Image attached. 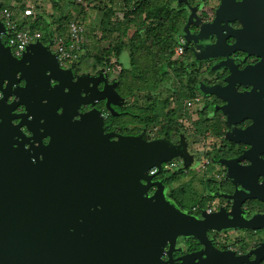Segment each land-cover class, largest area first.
I'll use <instances>...</instances> for the list:
<instances>
[{"label":"water","instance_id":"1","mask_svg":"<svg viewBox=\"0 0 264 264\" xmlns=\"http://www.w3.org/2000/svg\"><path fill=\"white\" fill-rule=\"evenodd\" d=\"M188 10L181 31L186 40L188 27L198 25L196 8ZM235 21L241 28L231 32L227 27L225 33L235 40L233 51L260 61L242 71L222 62L217 69L230 72L226 85L200 90L224 101L218 109L228 127L248 118L245 102L258 99L263 117L252 118L261 126L264 0H221L213 23L202 25L198 38L212 35L214 25L225 29ZM4 33L0 21V264H154L180 236L202 241L208 230L264 228V216L245 219L240 208L246 200L264 202V171L233 170L244 154L218 160L233 188L225 196L230 211L201 210L198 218L180 211L166 199L162 181L153 179L164 174L162 164L181 159L188 168L190 158L168 139L148 140L145 131L136 136L106 131L105 113L116 116L113 106H120L117 81L101 73L75 75L76 64L61 68L50 43H31L16 58L1 40ZM221 46L217 42L202 50L200 59L220 56ZM248 75L255 78L249 82L252 90L239 94L235 85H244ZM95 101H105V113L96 108L78 112ZM245 136L246 131L231 129L224 139L248 144ZM153 167L156 173L149 175Z\"/></svg>","mask_w":264,"mask_h":264},{"label":"flooded vegetation","instance_id":"2","mask_svg":"<svg viewBox=\"0 0 264 264\" xmlns=\"http://www.w3.org/2000/svg\"><path fill=\"white\" fill-rule=\"evenodd\" d=\"M186 1V6L180 3L184 5L186 9V20L190 14V10L188 9L195 7L198 25L191 24L188 27V39L186 40L181 37L179 40V45L177 47L181 48V53L178 55L174 53L173 57L174 60L178 62L179 77H174V75L166 77L160 89L161 93L159 96L163 114L166 115L164 122L166 124L170 118L173 119L172 124L174 125L171 127L175 129L169 130L170 126H167L165 130L163 129L162 136L160 137L158 136V127H152L151 125H146L141 122L140 115L138 114L139 107L137 102L139 93L133 92V96L127 101L126 98L121 95L119 82L117 77H115L114 79L117 81L115 90L119 94L121 100L118 101L120 106H113L117 115L112 117L115 118L116 123L115 128L109 131H115L118 134L126 136H136L141 134L142 131H145V136L148 140L158 138L168 139L174 145H180V148L184 149L185 155L189 157L191 161V165L188 168L198 161L200 156H206V164H212V166L217 167L215 171L218 173L212 179L208 177L202 182L201 177L198 181L200 188H202L204 206L194 205L191 208L185 207L184 201L171 198L168 185L162 182L166 188V199L168 197L169 199L167 200L180 211L198 218L201 210H207L209 213H213L218 211L220 207H224L226 212L230 211L231 201L225 196L232 194L233 188L227 182L225 177L226 170L218 163V160H232L244 154L245 158L240 159L238 164L233 166L234 172L264 171V122H262L261 126L255 125L253 118L263 117L261 113V107L263 105H259L258 99L254 100L250 98V100L245 102L244 106L248 118L243 119L236 125L228 127L225 123V117L218 109L225 104L224 101L213 95L204 96L201 92V86L224 87L226 85L225 78L229 76L230 72L226 67L217 69V66L222 62L227 61L238 71H242L245 68L246 70L252 68L260 61V58L248 55L244 52L233 51L232 46L235 40L226 37L225 33H227V27L230 28L231 32H235L241 28V25L236 21L229 22L225 26V29L221 24L214 25L212 26V35L208 36L207 39L198 38L200 27L202 25H208L209 27V25L213 23L215 11L220 5L221 0ZM234 1L240 2L241 0ZM217 42L218 44H222L217 50L222 56L220 55L206 60L200 59L201 51L213 47ZM98 73H101L109 79L113 78L112 74L106 72L98 62H94V64L91 63V65L87 64V66L82 64L76 65V70L74 71L75 75L97 76ZM254 79L253 76L248 75V77L245 78V84L235 85V90L239 94L250 93L252 85H250L249 82ZM54 84V82L51 83L52 86ZM18 86L23 87L24 82L20 81ZM101 86L102 85H99V88H101ZM191 91L197 95L191 98L194 100L197 99V102H194L192 107H185V100H174L178 98V95H175L179 92ZM260 100L264 101V97L262 96ZM167 101H170L169 105ZM146 107L148 108L149 106ZM91 108L105 111V101H95L93 107L89 105L81 106L78 112L84 113ZM173 108L177 110L175 116L169 115V111L173 110ZM20 111L21 108H19L17 112ZM186 111L191 112L189 117L186 116L188 115ZM108 115L110 114L106 112V117ZM122 117L126 118V120ZM200 120L202 121L200 122ZM231 129L246 131L245 141L248 144H234L226 141L224 135ZM24 132L26 135H29L25 130ZM201 134H203L204 137ZM214 137L218 140L217 145L212 143L211 146H205L204 140H212ZM200 139H202L201 142ZM44 142L46 143L47 140ZM175 161L177 171L181 169V167L183 168L181 159H175ZM188 161L189 159L187 158V162ZM188 168H183L184 170L182 172H188ZM204 177L206 178V176ZM189 178L190 176L187 178L183 176L179 182L185 179L188 181ZM153 180L160 179L158 176H155ZM177 183H174L171 188L174 189ZM258 183H263L262 177L258 178ZM180 185L183 186L184 184ZM240 208L245 219H250L254 215L264 216V202L246 200L241 204ZM263 244L264 228L256 230L228 229L219 232L208 230L206 232V237L202 241L195 237H178L169 250V244L164 247L158 262L154 264H264ZM260 247L262 249L255 253V250Z\"/></svg>","mask_w":264,"mask_h":264},{"label":"trees","instance_id":"3","mask_svg":"<svg viewBox=\"0 0 264 264\" xmlns=\"http://www.w3.org/2000/svg\"><path fill=\"white\" fill-rule=\"evenodd\" d=\"M12 1L16 2V6H10ZM20 1L0 0V9H11L14 13L13 18L19 19L18 27L29 31H39L42 34L40 41L43 44L50 43L53 36L65 37L70 21H76L79 25L86 27L83 18L91 10L99 12L97 31L100 33L99 38L107 41L108 44L100 56L93 54L88 57L89 44L86 38L76 65L82 64L87 58H92L93 61L90 63L98 62L106 68L111 65L112 61H115L121 67L117 76L121 95L129 101L133 92L143 94L145 103L143 106L138 103L141 122L158 127L160 137L167 126H170L169 130L175 129L171 127L174 125L172 124L173 119L170 118L166 124L164 122L166 115L163 114L159 96L166 77L170 75L179 77L178 62L173 57L174 49L181 39V28L186 20L187 12L184 5H177V0H124L121 6H117L114 0H83L78 4L76 0H72V3L79 6V11L74 15L72 12L68 14L62 11L60 6L62 0H60L54 3L55 13L53 14L43 15L36 10L32 17H23L24 3L19 4ZM16 7H19L18 12ZM130 31H132L131 34ZM122 51L129 54L128 69L123 67L119 61V54ZM177 95L178 98H175V101H186L197 96L192 91L179 92L175 96ZM167 104L169 105L170 101H167ZM103 112L105 113L104 110ZM169 112V115L175 116L177 110L173 108ZM105 121L107 131L115 128L114 117L108 115ZM182 171L179 169L171 172L170 176H167L168 172H164L163 175L158 176L163 183L168 185L171 198L174 200H180L179 194L182 186H176L174 189L171 187L183 178L184 172Z\"/></svg>","mask_w":264,"mask_h":264},{"label":"built area","instance_id":"4","mask_svg":"<svg viewBox=\"0 0 264 264\" xmlns=\"http://www.w3.org/2000/svg\"><path fill=\"white\" fill-rule=\"evenodd\" d=\"M82 1L83 0H76V3L78 4ZM114 2L117 6H121L124 3V0H114ZM19 7H16L17 12L19 11ZM22 10L23 17H32L36 11L34 4L31 2L24 3ZM13 17L14 13L11 9H0V21L3 23L5 28V33L1 35V40L2 42L5 40L3 43L10 47L14 57L20 58L29 44L40 41L42 34L37 30L29 31L25 28L18 27L19 19H14ZM85 34V27L79 25L76 21H70L67 25L65 37L53 36L50 42L49 50L56 55L61 68H69L71 65L78 62L79 55L81 54L83 45L86 41ZM174 53L175 55L180 54L181 48H175ZM120 70L121 67L117 65L115 61H112L111 65L105 68V71L111 73L113 78L118 76ZM194 102H197V99L186 100L184 101V106L192 107ZM162 169L164 172L168 173L176 171V161L173 160L162 164ZM155 173V167L148 171L149 175H154Z\"/></svg>","mask_w":264,"mask_h":264},{"label":"rangeland","instance_id":"5","mask_svg":"<svg viewBox=\"0 0 264 264\" xmlns=\"http://www.w3.org/2000/svg\"><path fill=\"white\" fill-rule=\"evenodd\" d=\"M2 1L7 2V0H2ZM27 2H31L32 4H34L35 9L39 10V12L43 13V15H49V14L55 13L54 3H56V2L58 3V2H60V0H37V1L21 0L19 4L27 3ZM60 4H61L60 6L62 7V11L64 13L70 14L72 12V14H74L75 12L79 11V6L72 3V0H62L60 2ZM10 6H12V7L16 6V2L12 1ZM90 9H89V11H90ZM99 18H100V13L93 11V10H91L88 13V15L83 18V21H84L85 26H86L85 27L86 28V34L85 35H86V38H88V44H89L88 57H89V55H93V54L100 56L102 54V50H104V48L108 44L107 41L99 38L100 33H98V31H97V24L99 22ZM129 33L131 34L132 31H130ZM111 39L113 40V38H111ZM91 61H93L92 58H87L82 63V65H85V66H87V64L91 65V63H90ZM119 61L123 67H125L127 69L129 68L130 57L126 51H122L119 54ZM142 95L143 94H139V96L137 97V102L143 106L145 101H144V97H142ZM186 113L188 114V115H186L188 117L191 115L190 114L191 112L186 111ZM122 118H124V117H122ZM124 119L126 120V118H124ZM201 121L202 120H200V122ZM201 135L204 137L203 134H201ZM201 141H202V139H200V142ZM204 142H205V146H211L212 143L217 145L218 140H217V138L214 137V138H212V140L211 139H209L208 141L204 140ZM205 158H206V156H200L198 161H196L190 168H188L189 171L185 172L183 174L185 178L190 176L188 181H186V179H185V180H182L181 182L175 184V186H178L180 184H184L180 188L179 199L181 201H184L185 207L191 208L194 205L204 206V200L202 199V188H200V186H199L200 184H198L199 183L198 181L200 180L201 177H204V176H208L210 179H212L218 173L215 171V169H217V167L212 166V164H209V165L206 164ZM181 169L184 170L182 167H181ZM170 175L171 174L168 173L167 176H170Z\"/></svg>","mask_w":264,"mask_h":264},{"label":"crops","instance_id":"6","mask_svg":"<svg viewBox=\"0 0 264 264\" xmlns=\"http://www.w3.org/2000/svg\"><path fill=\"white\" fill-rule=\"evenodd\" d=\"M207 178H208V176H206V178L205 177L204 178L202 177L201 181L204 182V179H207Z\"/></svg>","mask_w":264,"mask_h":264}]
</instances>
